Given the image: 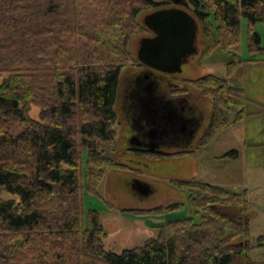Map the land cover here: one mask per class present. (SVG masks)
<instances>
[{"label": "trees", "instance_id": "16d2710c", "mask_svg": "<svg viewBox=\"0 0 264 264\" xmlns=\"http://www.w3.org/2000/svg\"><path fill=\"white\" fill-rule=\"evenodd\" d=\"M187 1L210 37L209 50L238 52L242 17L249 52L260 50L255 26L264 24V0ZM159 5L154 0H0V264L251 261L246 189L234 193L194 179L171 180L187 193L199 221H170L141 247L118 254L105 248L99 211L85 213L82 174L89 193L100 197L97 186L104 169H128L109 155L117 149L120 73L132 60L130 38L143 31L140 14ZM235 66L229 64L228 76ZM184 85L211 101L200 146L227 128L229 110L236 111L232 123L245 118L244 91L228 78L207 74ZM32 105L39 109L37 118L29 114ZM82 151L87 154L84 172ZM225 155L237 158L238 152ZM180 207L161 205L136 213L160 215ZM218 207L237 208L240 215L232 218ZM261 241L263 236L256 239Z\"/></svg>", "mask_w": 264, "mask_h": 264}, {"label": "rangeland", "instance_id": "374dc122", "mask_svg": "<svg viewBox=\"0 0 264 264\" xmlns=\"http://www.w3.org/2000/svg\"><path fill=\"white\" fill-rule=\"evenodd\" d=\"M154 1L160 4L155 10L176 7L192 14L191 6L187 0H180L178 4L172 0ZM185 2L188 3L187 7L184 6ZM155 10L140 14L139 22L143 31L132 36L128 42L127 48L132 60L121 71L120 78L125 77L129 72L126 70L138 63L136 52L139 41L150 37L149 31L142 21L147 14ZM210 22L215 26L212 16ZM197 25L199 29L196 36L198 52L192 56L188 63L183 64L181 73H172L171 75L179 83L207 74L228 78L230 83L244 91L245 118L238 124H234L232 119L236 111L235 109L229 110L227 115L230 123L227 128L221 130L211 144L200 146L198 143L195 145L196 150L193 155L183 159L171 157L162 159L163 153L153 152L152 154L155 153L153 156L157 158H150L140 151L129 149L123 142L122 135L126 132L121 124V98L118 97L115 107L120 122L114 126L117 149L116 152L109 153V155L116 162L126 165L128 169L105 168L104 177L97 186V193L100 197L89 193V190L86 189L85 173L82 174L81 192L84 210L85 213L90 210L99 211L100 221L105 232L103 239L105 248L118 254L125 249L141 247L144 242L157 236L159 228L166 226L170 222L169 220L192 218L196 222L199 221L198 216L191 209L187 193L173 187L170 184L171 180L194 179L220 186L234 193H240L243 189H247L250 204L245 217L250 222L251 242L254 247L251 251V261L234 257L231 264H249V262L264 264V241L256 242L258 237H264V24L257 23L255 26V31L259 34L261 41L260 50L255 52H249L248 26L243 17L240 19L238 52H226L220 47H213L209 50L210 37L206 39L202 25L199 22ZM213 30L215 31L214 27ZM229 64H236L230 76L227 72ZM189 89L198 97L197 101L203 111L209 114L210 99L191 87ZM38 110L37 106L32 105L29 110L30 116L37 118ZM232 150L238 152L237 158L225 155ZM167 151L166 153L170 155L178 154L172 149ZM86 161L87 154L82 151L80 164L83 172ZM137 182L150 186V193L142 195L135 191L132 185ZM172 204H180L181 207L160 215L136 213ZM216 210L232 218L240 215L238 209L234 207H218ZM155 217L162 218L156 220Z\"/></svg>", "mask_w": 264, "mask_h": 264}, {"label": "flooded vegetation", "instance_id": "af4514ba", "mask_svg": "<svg viewBox=\"0 0 264 264\" xmlns=\"http://www.w3.org/2000/svg\"><path fill=\"white\" fill-rule=\"evenodd\" d=\"M149 34L150 37L154 36L150 31ZM197 52L195 41L194 53L187 57L184 64L188 63ZM126 71H129L128 74L120 78L117 98H121V124L126 132L122 138L129 149L141 153L153 151L166 154L167 150L175 146L198 145L207 127L209 114L200 107L198 97L192 90L184 83H179L173 75L153 70L139 61ZM152 98L155 99V104L159 103L163 108V112L157 108L159 112L156 117H149L146 114L145 103ZM154 108L156 106L150 107V109ZM164 114L172 121L174 115L181 116L186 121V130L179 131L173 129L172 124H164L166 121L156 120ZM153 129L157 130L155 136H152ZM132 188L142 195L151 191L150 186L138 182L132 185Z\"/></svg>", "mask_w": 264, "mask_h": 264}, {"label": "water", "instance_id": "95a60500", "mask_svg": "<svg viewBox=\"0 0 264 264\" xmlns=\"http://www.w3.org/2000/svg\"><path fill=\"white\" fill-rule=\"evenodd\" d=\"M172 1L175 4L180 3V0ZM184 6L187 7L188 3L185 2ZM142 23L154 36L141 40L137 56L139 62L161 73H181L185 60L194 53L199 31L197 20L186 10L174 7L155 10L147 14ZM155 106L156 108L150 109ZM145 107L149 117H156L159 110L163 112L161 105L155 104L153 98L145 103ZM167 116L164 114L156 120L172 124L173 129L186 130V121L181 116L174 115L173 121ZM151 132L152 136H155L157 130L153 129Z\"/></svg>", "mask_w": 264, "mask_h": 264}, {"label": "crops", "instance_id": "0c3cea01", "mask_svg": "<svg viewBox=\"0 0 264 264\" xmlns=\"http://www.w3.org/2000/svg\"><path fill=\"white\" fill-rule=\"evenodd\" d=\"M120 122V121H119ZM195 146H191V145H185V146H175L174 148H172V150L174 151V152H177V153H179V152H181V153H183L181 156H177V157H171V158H173V159H178V158H181V159H183V158H185V157H188V156H190V155H193L194 154V151L196 150V148H194ZM149 153H153V151L152 152H149ZM155 153H157V152H155ZM163 159V158H162ZM151 188V187H150ZM247 190V189H246ZM155 208V207H154ZM153 209V208H152ZM149 217H152V216H149ZM163 217V216H162ZM162 217H155L156 218V220H161V218ZM146 218V217H145ZM158 218V219H157ZM140 220H142V219H140ZM169 221H173V220H169ZM168 221V222H169Z\"/></svg>", "mask_w": 264, "mask_h": 264}]
</instances>
